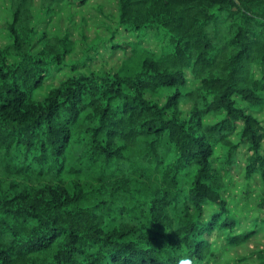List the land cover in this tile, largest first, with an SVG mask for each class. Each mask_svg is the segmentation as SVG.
<instances>
[{
    "label": "trees",
    "instance_id": "trees-1",
    "mask_svg": "<svg viewBox=\"0 0 264 264\" xmlns=\"http://www.w3.org/2000/svg\"><path fill=\"white\" fill-rule=\"evenodd\" d=\"M35 1L8 0L0 48V264H205L214 232L233 249L264 229V0H117L79 50L37 34ZM233 168L262 187L240 232Z\"/></svg>",
    "mask_w": 264,
    "mask_h": 264
},
{
    "label": "rangeland",
    "instance_id": "rangeland-1",
    "mask_svg": "<svg viewBox=\"0 0 264 264\" xmlns=\"http://www.w3.org/2000/svg\"><path fill=\"white\" fill-rule=\"evenodd\" d=\"M53 8L54 13L46 16L40 7V1L34 2L32 10L37 34L45 31L50 35H61L65 30H69L78 42V50L91 46L97 37L105 38L108 35L106 28L115 27L117 0H88L86 4L81 6L68 5L62 2ZM10 21L8 0H0V48L5 47L10 42L6 30ZM153 46L152 44L150 48ZM100 52H102L101 49ZM121 59V52H116L110 57L105 54L103 58L96 57L90 63V67L115 70ZM60 79L61 77H58L57 81ZM255 114L264 125V109ZM261 152L264 155V141ZM242 153L245 157L246 152L243 151ZM230 176L231 179L224 191V197L229 202L232 214L239 220L238 231L254 228V220L261 213L259 209V196L262 189L260 181L255 177L251 186H247L243 169L233 168ZM206 211L209 214L211 208ZM210 240L215 255L209 258L205 264H257V254L264 250V229H258V232L247 243L233 249L228 248L222 233L214 232Z\"/></svg>",
    "mask_w": 264,
    "mask_h": 264
},
{
    "label": "clouds",
    "instance_id": "clouds-1",
    "mask_svg": "<svg viewBox=\"0 0 264 264\" xmlns=\"http://www.w3.org/2000/svg\"><path fill=\"white\" fill-rule=\"evenodd\" d=\"M182 264H189V261H182Z\"/></svg>",
    "mask_w": 264,
    "mask_h": 264
}]
</instances>
